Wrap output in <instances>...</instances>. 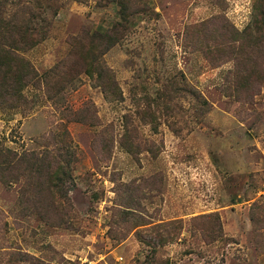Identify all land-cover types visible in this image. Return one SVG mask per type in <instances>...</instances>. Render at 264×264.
Returning <instances> with one entry per match:
<instances>
[{"label": "rangeland", "instance_id": "1", "mask_svg": "<svg viewBox=\"0 0 264 264\" xmlns=\"http://www.w3.org/2000/svg\"><path fill=\"white\" fill-rule=\"evenodd\" d=\"M0 1L6 11L16 2L30 4L46 18L45 40L22 55L40 76L69 54L70 38L81 29L103 34L119 22L117 7L103 0ZM144 1L147 12L132 19L103 56L121 101L107 102L82 76L55 95L45 85L29 87L24 108H0V151L49 152L48 138L65 129L66 150L78 156L62 227L20 213L22 179L11 186L0 182V227L7 224L0 233V264H264V90L247 105L224 97L219 87L232 63L212 68L204 52L190 46L206 45L195 27L213 18L241 33L251 24L253 0ZM185 87L208 101V113L199 114ZM146 98L160 105L157 118L147 125L133 118L129 135L140 139L142 149L128 155L118 143L128 134L124 116L145 106ZM97 120L100 128L92 127ZM99 131L114 140L112 153L102 151L104 160L92 149ZM144 179L157 188L153 195L133 196L125 229L124 217L113 209L130 200L117 196L115 182ZM211 213L220 218L222 236L206 244L199 231L191 233V220ZM113 222L118 236L126 235L123 241L109 238ZM173 222L180 223L179 232L178 225L166 234L159 228ZM137 223L141 227H132ZM167 234L175 237L163 245L158 235Z\"/></svg>", "mask_w": 264, "mask_h": 264}, {"label": "trees", "instance_id": "2", "mask_svg": "<svg viewBox=\"0 0 264 264\" xmlns=\"http://www.w3.org/2000/svg\"><path fill=\"white\" fill-rule=\"evenodd\" d=\"M103 1L105 6L113 4L117 7L119 22L103 34L92 33L88 27L81 29L79 34L70 38L69 54L42 76L38 75L22 55L45 40L46 18H41L30 4L16 2L9 11H6V2L0 1V108L10 110L24 108L29 104L24 94L29 87L42 89L45 85V90L53 91L55 95L75 84L82 76L89 78L92 85L101 90L107 102L121 101L118 83L112 70L103 61V56L117 44L121 30H127L132 19L147 12L146 3L144 0ZM252 7L251 24L241 33L223 24L222 20L226 21L225 19L213 18L195 27L197 34L205 39L206 45L204 47L190 45L194 50L204 52L207 60L213 64L212 68L232 63L233 68L228 71L226 82L219 87V91L224 97L234 99L239 105L253 103L264 90V0H253ZM185 89L196 101L199 114L203 116L208 113L211 108L208 101L195 89L186 87ZM166 96L167 101L173 98L170 92ZM145 102L146 105L136 108L131 116H124V130L128 134L125 138L121 137L118 143L119 148L125 150L128 155L134 153V150L142 149L140 139L129 135V127H133L131 124L133 118L144 125L156 121L157 118L155 110L159 109L160 105L151 98H146ZM163 106L171 110L170 103L166 102ZM91 126L100 128L99 121H95ZM48 139L51 141L49 152L45 150L41 153L28 152L18 155L9 150L0 151V182L11 186L22 179L24 182L18 200L20 213L22 215L31 213L50 228H57L68 222L67 208L63 207V204L68 201V193L74 189L72 166L77 163L78 156L77 153L66 150L71 145L66 143L68 132L65 129L58 135H51ZM113 144L114 140L110 136L99 131L92 142V149L96 156L101 157L103 150H107L106 153H112ZM143 148L150 151L147 147ZM99 159L104 160L102 157ZM151 180L153 179L123 184L113 180L117 196L127 194L130 200V202L125 200L121 204H116V208L113 209L115 215L120 213L124 217L125 229L131 226L128 215L134 212L129 203L137 195H143L144 198L147 193L148 196L153 195L156 190L157 187L152 186ZM191 221V233L199 231L206 244L214 243L222 236L221 222L217 213L197 216ZM200 221L203 225L196 227L195 225ZM117 223L110 224L108 235L111 240L123 241L126 235L118 236L117 228L120 227ZM174 225L179 226L175 229L179 232L181 225L177 222L161 224L159 228L164 229L166 234L165 229ZM6 226L4 222L0 227L1 236L5 235ZM132 227L136 229L141 225L137 223ZM174 237L173 234L166 238L158 235L161 242L166 240L162 242L163 245L170 243ZM11 255L9 256L12 257ZM11 262L14 260L10 259L9 263Z\"/></svg>", "mask_w": 264, "mask_h": 264}]
</instances>
